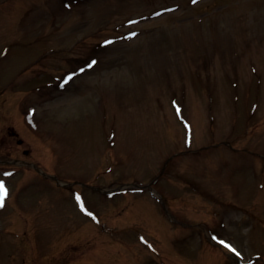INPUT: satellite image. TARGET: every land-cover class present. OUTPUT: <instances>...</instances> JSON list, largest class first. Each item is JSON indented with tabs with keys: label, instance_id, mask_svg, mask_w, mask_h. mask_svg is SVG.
Here are the masks:
<instances>
[{
	"label": "rangeland",
	"instance_id": "1",
	"mask_svg": "<svg viewBox=\"0 0 264 264\" xmlns=\"http://www.w3.org/2000/svg\"><path fill=\"white\" fill-rule=\"evenodd\" d=\"M186 1L0 0V139L15 130L24 140L0 161L36 162L83 183L63 191L41 177L53 191L25 189L42 195L24 207L21 185L37 175L17 167L0 177L10 198L0 233L11 230L0 234V264L165 263L160 254L167 264H264L252 258L264 255V14L247 27L233 8L249 13L264 0L222 2L225 22L209 25L220 38L194 26L200 15L181 10ZM187 25L196 41L179 49ZM112 29L126 35L89 72L83 51L61 62L65 49H83V36L93 45ZM70 74L69 89L55 90ZM226 141L240 151L215 146ZM21 210L54 233L32 243Z\"/></svg>",
	"mask_w": 264,
	"mask_h": 264
},
{
	"label": "snow or ice",
	"instance_id": "2",
	"mask_svg": "<svg viewBox=\"0 0 264 264\" xmlns=\"http://www.w3.org/2000/svg\"><path fill=\"white\" fill-rule=\"evenodd\" d=\"M222 243H223V242H222ZM227 247H229L233 252L236 251V249H234L230 244H228ZM237 254H239V253H237Z\"/></svg>",
	"mask_w": 264,
	"mask_h": 264
}]
</instances>
